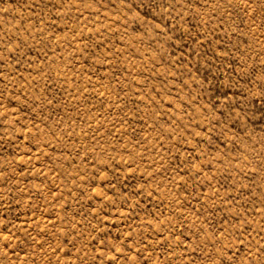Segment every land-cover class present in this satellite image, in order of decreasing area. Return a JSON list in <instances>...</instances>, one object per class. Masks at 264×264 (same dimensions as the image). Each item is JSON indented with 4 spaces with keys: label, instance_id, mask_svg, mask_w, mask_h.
I'll return each instance as SVG.
<instances>
[{
    "label": "rangeland",
    "instance_id": "1",
    "mask_svg": "<svg viewBox=\"0 0 264 264\" xmlns=\"http://www.w3.org/2000/svg\"><path fill=\"white\" fill-rule=\"evenodd\" d=\"M0 264H264V0H0Z\"/></svg>",
    "mask_w": 264,
    "mask_h": 264
}]
</instances>
